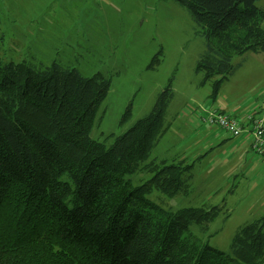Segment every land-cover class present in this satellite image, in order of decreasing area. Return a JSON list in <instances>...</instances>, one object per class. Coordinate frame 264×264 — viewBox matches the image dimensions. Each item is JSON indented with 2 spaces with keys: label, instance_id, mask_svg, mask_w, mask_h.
<instances>
[{
  "label": "trees",
  "instance_id": "16d2710c",
  "mask_svg": "<svg viewBox=\"0 0 264 264\" xmlns=\"http://www.w3.org/2000/svg\"><path fill=\"white\" fill-rule=\"evenodd\" d=\"M173 1L204 39L196 71L204 83L217 78L212 96L235 57L264 52L257 0ZM109 87L101 73L0 59V264H264V216L236 229L230 257L188 229L206 231L223 206L171 212L147 198L188 194L193 180L184 160H148L170 86L111 144L90 138ZM134 173L150 178L133 186L125 176Z\"/></svg>",
  "mask_w": 264,
  "mask_h": 264
},
{
  "label": "rangeland",
  "instance_id": "374dc122",
  "mask_svg": "<svg viewBox=\"0 0 264 264\" xmlns=\"http://www.w3.org/2000/svg\"><path fill=\"white\" fill-rule=\"evenodd\" d=\"M256 6L264 12V0ZM204 52V39L189 12L173 0H0L2 61L35 69L57 62L86 77L101 73L110 79L91 139L111 144L145 117L170 86L173 96L163 114V136L148 160L170 162L176 156L192 165L187 174L193 180L188 194L166 197L153 191L147 198L171 212L223 206L206 231L194 222L188 229L200 242L231 257L236 229L264 216V158L242 151L235 139L221 142L201 118L214 109L261 115L264 52L235 57L234 74L215 96L212 82L217 78L204 83L203 73L196 71ZM149 178L125 176L133 186Z\"/></svg>",
  "mask_w": 264,
  "mask_h": 264
},
{
  "label": "built area",
  "instance_id": "2783aa9c",
  "mask_svg": "<svg viewBox=\"0 0 264 264\" xmlns=\"http://www.w3.org/2000/svg\"><path fill=\"white\" fill-rule=\"evenodd\" d=\"M264 109V106H263ZM202 119L207 125L217 127L231 137H238L247 132L251 137V148L260 157L264 158V113L261 115L248 114L240 120L234 116L209 110Z\"/></svg>",
  "mask_w": 264,
  "mask_h": 264
},
{
  "label": "crops",
  "instance_id": "0c3cea01",
  "mask_svg": "<svg viewBox=\"0 0 264 264\" xmlns=\"http://www.w3.org/2000/svg\"><path fill=\"white\" fill-rule=\"evenodd\" d=\"M214 110H218L219 112H222V113H225V114H227V115H230V116H234V117H238V118H243L246 114H240V115H236V113H234V112H232V111H234V109L231 111V113H228V112H225L224 110H221V109H214ZM264 109H263V107L262 108H260V112L262 113H264V111H263ZM203 118H201V120H202ZM202 123H204V124H206L203 120H202ZM207 125V124H206ZM209 126V125H208ZM210 130H212V131H215V132H217V135H218V137H219V139L221 140V142H222V140L223 139H225V138H231V139H235V142L237 143V145L236 146H238V147H240L241 149H242V151H244V152H247L248 150H250V151H253L252 150V148H251V137H250V135L247 133V132H243L240 136H238V137H231L229 134H227V133H225V132H223V131H221L219 128H217V127H213V126H211V129ZM224 141V140H223ZM235 142H234V144H235ZM254 152V151H253ZM254 154H256L255 152H254ZM253 154H250L249 155V157L251 158V160H252V163H255V157L254 156H252ZM171 158H174V159H176L177 157L176 156H174V157H171ZM214 194V193H213Z\"/></svg>",
  "mask_w": 264,
  "mask_h": 264
}]
</instances>
